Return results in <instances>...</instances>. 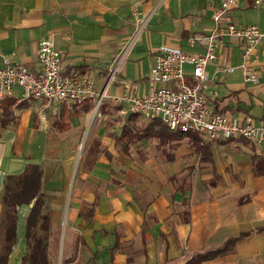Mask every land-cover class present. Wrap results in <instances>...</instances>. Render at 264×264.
<instances>
[{
  "label": "crops",
  "instance_id": "obj_1",
  "mask_svg": "<svg viewBox=\"0 0 264 264\" xmlns=\"http://www.w3.org/2000/svg\"><path fill=\"white\" fill-rule=\"evenodd\" d=\"M220 1L0 0V67L8 59L38 72L37 43L49 37L63 74L86 72L107 94L100 116L90 101L56 110L38 99L18 102L19 88L0 99V115L5 103L12 113L0 127V257L10 216L6 179L36 167L40 186L34 195L51 208V228L67 222L80 227L69 232L61 264H183L224 245L201 264H264V143L207 142L159 124L151 129L154 120L113 104L127 84L138 95L150 91V68L161 45L202 54L205 42L191 44L189 38L217 31L212 15ZM223 21L264 32V0L258 7L239 0ZM243 44L222 39L206 66L203 93L225 116L264 124V39L246 64L256 82L246 81L239 68ZM115 62L117 79L107 83ZM223 67L235 70L222 73ZM184 72L193 82L189 65ZM29 211L22 204L17 212L20 244L8 264H20Z\"/></svg>",
  "mask_w": 264,
  "mask_h": 264
},
{
  "label": "built area",
  "instance_id": "obj_2",
  "mask_svg": "<svg viewBox=\"0 0 264 264\" xmlns=\"http://www.w3.org/2000/svg\"><path fill=\"white\" fill-rule=\"evenodd\" d=\"M261 1L254 0V5L258 7ZM238 2L239 0H221L220 6L212 15L217 31L200 38H189L191 44L196 40L205 42V51L202 54H190L178 47L161 45L156 49L154 63L150 68V91L138 95L135 85L127 84L123 93L113 98V104L119 107L127 105L128 112L146 121L160 120L172 132L193 133L207 142L220 138L264 143V124H256L249 116L242 121L225 116L215 110L203 93L206 66L216 58V51L224 37L243 40L239 68L243 70L246 81H257L256 75L246 64L255 55L257 46L264 39V32L254 24L240 25L223 21ZM137 14L135 10V17ZM37 58L38 72L3 59L0 67V99L11 94L14 88H19L18 102L38 99L56 110L61 104L82 105L90 101L93 103L94 113L100 116L99 108L107 96L106 89L97 90L92 77L86 72L63 74L61 55L53 39H39ZM186 65L191 67L193 82L186 79ZM234 70L235 67H223L220 71L230 73ZM117 72L118 62H115L108 67L107 83L117 79ZM121 112L124 113L122 110Z\"/></svg>",
  "mask_w": 264,
  "mask_h": 264
},
{
  "label": "trees",
  "instance_id": "obj_3",
  "mask_svg": "<svg viewBox=\"0 0 264 264\" xmlns=\"http://www.w3.org/2000/svg\"><path fill=\"white\" fill-rule=\"evenodd\" d=\"M5 105L4 113L0 115V127L12 120V113L8 110L9 104L5 103ZM152 123L151 129H154L153 126L157 124L166 127L160 120H154ZM167 130L169 129L167 128ZM174 133L186 136L194 135L195 138H198V135L193 133ZM198 141L200 140L198 139ZM39 173V169L34 167L24 173L10 175L6 179L3 198L8 206L10 216L5 224V246L0 257V264H8V259L17 245V212L22 204L30 206V211L25 219V247L20 264H51L50 239L54 233L50 224L51 214L49 209L43 208L42 203L36 201L38 198L34 195L40 186ZM224 246L217 251L193 254L183 264H201L214 255L221 254L224 251Z\"/></svg>",
  "mask_w": 264,
  "mask_h": 264
},
{
  "label": "rangeland",
  "instance_id": "obj_4",
  "mask_svg": "<svg viewBox=\"0 0 264 264\" xmlns=\"http://www.w3.org/2000/svg\"><path fill=\"white\" fill-rule=\"evenodd\" d=\"M80 155V157L76 159V163L77 166H79V164H82V150L78 153V156ZM78 168V167H77ZM46 198V197H45ZM45 202H47L48 204V200L45 199ZM50 209L51 208L48 206L47 209ZM88 210V208H87ZM21 211V209H20ZM19 217V216H18ZM22 221V218L19 217ZM79 225H74L73 223H68L64 226H60L58 227L56 230L54 229L53 232H54V236H53V247H51V253H50V261H51V264H61V257H60V253H61V249L63 250L64 247L66 248L68 245V241H67V237H68V234L69 232L71 231H75V232H79ZM20 240V239H19ZM20 243H18L17 246H19ZM17 249V247L15 248ZM4 252V251H3Z\"/></svg>",
  "mask_w": 264,
  "mask_h": 264
}]
</instances>
